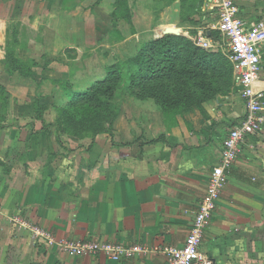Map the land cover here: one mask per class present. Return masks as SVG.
Returning a JSON list of instances; mask_svg holds the SVG:
<instances>
[{
	"label": "crops",
	"instance_id": "crops-1",
	"mask_svg": "<svg viewBox=\"0 0 264 264\" xmlns=\"http://www.w3.org/2000/svg\"><path fill=\"white\" fill-rule=\"evenodd\" d=\"M152 2L146 41L176 35L199 47L196 37L205 36L211 52L230 65L234 84L172 110L152 101L129 103L127 117L115 119L113 140L66 135L59 145L38 130L23 136V124L0 122V264H167L164 248L183 245L222 140L245 105L218 38L213 2ZM235 2L249 24L264 19V0ZM168 27L178 33H164ZM256 86L264 88V50ZM33 225L54 242L96 240L139 250L115 261L100 252L71 254L34 236ZM200 250L214 264H264V122L240 144Z\"/></svg>",
	"mask_w": 264,
	"mask_h": 264
},
{
	"label": "rangeland",
	"instance_id": "rangeland-1",
	"mask_svg": "<svg viewBox=\"0 0 264 264\" xmlns=\"http://www.w3.org/2000/svg\"><path fill=\"white\" fill-rule=\"evenodd\" d=\"M152 1L0 0V122L23 124V136L38 130L59 145L66 135L113 140L115 119L127 117L129 103L154 102L130 90L137 65L128 61L148 43Z\"/></svg>",
	"mask_w": 264,
	"mask_h": 264
},
{
	"label": "built area",
	"instance_id": "built-area-1",
	"mask_svg": "<svg viewBox=\"0 0 264 264\" xmlns=\"http://www.w3.org/2000/svg\"><path fill=\"white\" fill-rule=\"evenodd\" d=\"M211 1L216 9V29L228 49L234 77L240 86L239 93L244 100L245 114L222 140L219 161L208 176L205 192L194 213L183 245L164 248L168 256L167 264H214L213 259L200 250L205 228L225 187L228 170L237 158L240 144L247 135L257 132L264 122V88L256 86L262 67L264 19L249 24L239 17L235 0ZM195 43L204 49L212 47L211 40L202 35L196 37ZM29 227L34 236L44 237L49 243H58L63 251L71 254L100 252L115 261L139 250L136 246L126 247L96 240L54 242L48 230L38 225Z\"/></svg>",
	"mask_w": 264,
	"mask_h": 264
},
{
	"label": "trees",
	"instance_id": "trees-1",
	"mask_svg": "<svg viewBox=\"0 0 264 264\" xmlns=\"http://www.w3.org/2000/svg\"><path fill=\"white\" fill-rule=\"evenodd\" d=\"M128 61L137 65L129 74L134 96L142 100L152 99L166 110L195 101L200 103L227 92L232 85L231 67L222 55L196 47L182 36L165 35L150 39ZM167 80L178 85L168 87ZM89 94V90L79 92L74 100L81 101ZM35 113V117L40 118L38 107ZM104 130L100 128L96 132ZM107 132L112 136L110 131Z\"/></svg>",
	"mask_w": 264,
	"mask_h": 264
},
{
	"label": "water",
	"instance_id": "water-1",
	"mask_svg": "<svg viewBox=\"0 0 264 264\" xmlns=\"http://www.w3.org/2000/svg\"><path fill=\"white\" fill-rule=\"evenodd\" d=\"M164 33H172V34H177L178 31L172 27H168L165 29Z\"/></svg>",
	"mask_w": 264,
	"mask_h": 264
}]
</instances>
